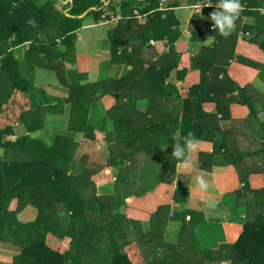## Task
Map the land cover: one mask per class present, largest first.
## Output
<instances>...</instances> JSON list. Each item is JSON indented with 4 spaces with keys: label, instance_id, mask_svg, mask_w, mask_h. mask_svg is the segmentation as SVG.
Returning a JSON list of instances; mask_svg holds the SVG:
<instances>
[{
    "label": "trees",
    "instance_id": "obj_1",
    "mask_svg": "<svg viewBox=\"0 0 264 264\" xmlns=\"http://www.w3.org/2000/svg\"><path fill=\"white\" fill-rule=\"evenodd\" d=\"M59 1L0 0V243L18 248L8 264H264V186L252 189L248 185L250 173L264 175V162L260 163L264 160V122L263 133L257 136L263 141L255 148L239 146L240 158L232 162L241 183L231 204L232 224L197 219L195 215L201 214L207 202H201L197 213L184 209L189 192L181 181L172 193L181 210L159 205L153 212L136 215L125 202L157 183L172 182L169 175L177 161L171 154L177 137L183 143L191 132L198 140L215 143L207 129L209 117L214 116L202 110L204 99H212L222 111L228 93L226 110L234 101L256 114L257 95L250 93L251 86L233 81L227 66L238 36L264 51V0H241L244 11L228 37L208 30V25L191 29L194 45L210 33L215 43L200 45L191 59V67L200 71V81L176 101L181 104V116L178 105H168L170 99L178 98L168 78L180 59L173 45L179 22L172 9L200 0H166L165 9H159V0H108L109 11L130 17L111 22L110 58L101 63L94 81H86L87 74L79 67L83 56L75 44L86 19L96 24L101 20L102 0H67L62 9L56 7ZM133 8L146 15L143 21L131 16ZM243 14L253 16V22L243 23ZM150 39L169 42L168 50L153 62L142 55V50H149ZM25 42L31 49L22 53ZM66 63L72 68L62 71ZM33 67L54 71L55 79L68 86H63L66 96L54 97L34 85ZM185 71L176 70V79H183ZM210 92L213 95L206 96ZM106 94L115 103L100 113L98 99ZM107 119L112 120V128L106 126ZM63 120L67 125L56 132L51 145L31 135L45 126L62 127ZM15 125L23 126L26 133L16 135ZM97 132L103 133L107 144L104 166L118 169L114 193L103 196L95 195L93 176L104 166H86V156H75L79 143L74 135L95 140ZM215 146L196 167L217 150L233 155L223 139ZM138 168L137 180L124 179ZM148 174L158 178L145 179ZM171 220L178 221L177 234L168 242L162 236ZM141 221L149 224L146 232L140 229ZM49 232L59 239L69 237V249L60 252L49 247L45 242Z\"/></svg>",
    "mask_w": 264,
    "mask_h": 264
},
{
    "label": "crops",
    "instance_id": "obj_2",
    "mask_svg": "<svg viewBox=\"0 0 264 264\" xmlns=\"http://www.w3.org/2000/svg\"><path fill=\"white\" fill-rule=\"evenodd\" d=\"M204 1V0H203ZM67 0H60L56 3V7L62 9L64 4ZM198 2V1H197ZM211 2V1H210ZM215 3L211 2V6L205 7L199 14L194 13L193 5L196 4H188L186 2L182 3V5L178 7H174L172 10L174 11L178 22V30L179 36L174 41L173 45L175 51L179 54L180 59L176 70H180L184 68L186 71L184 73L183 79H176V70L170 73V77L168 81L173 83L174 90H177L178 98L174 97L173 100L170 99L168 105L172 106L173 102L174 105H178V111L180 112L179 115H182V111L180 108V102H176L179 98L182 100L187 96V88L193 84H196L200 81V71L197 68L191 67V59L195 58L200 45L204 47H210L207 44V40L213 39L214 36L210 33L209 35H205L203 39L198 41L199 43H194L190 41V31L191 29H198L203 28L207 29L206 26L209 28L212 25V21L208 19L209 14L216 10ZM103 5L108 3V0H102ZM117 11V9H116ZM119 12V11H117ZM263 9H261V13ZM242 22L246 24H250L253 22L254 17L251 15L243 14L242 15ZM206 24V25H205ZM114 24L106 23V24H96L93 23L91 19H86L83 22L82 27L78 30V37L76 40L75 47L81 45H88L89 53L98 54L101 59H98L99 64L91 66V60H89V53H81L83 58H80L81 64L79 67L82 71L86 72L87 80L86 81H94L98 78V74L100 72V60L103 62L109 60L110 58V43L108 41V31L112 29ZM95 29L94 35L91 29ZM210 30V28L208 29ZM211 31V30H210ZM238 36L236 40V44L234 46V55L229 59L228 66H227V73L230 78L238 82L240 84H247L251 86L253 90H250V93L253 95H257V105L258 108L255 115L249 114V108L246 105H242L237 102H230L228 104V109L226 110V103L224 99L229 96L227 93L223 98V102L221 104L222 111H218L216 102L212 99H204L201 102L202 110L207 113L211 114L214 117H209L210 120L207 122V129L209 127V134L212 136L216 145L219 147V144L222 142V139L226 146L231 151L230 157L224 156L223 153L216 151L213 153L210 160H206L205 162L202 161V166L195 167L192 169L190 173H183L181 172L176 163L175 170L173 173H170L169 176L172 178L171 183L167 182H160L154 185V187L141 195H132L125 199L126 205L131 209L136 210V215L139 212H153L157 209L159 205H169L172 208L183 209L180 207L181 205L174 203L172 199V193L174 188L177 185V181H181L185 186L188 187V198L186 200L185 205H183L184 209H188L195 213L199 212L201 202H207L208 206L202 207L201 214H196L195 217L197 219L203 218L205 221H218L222 223H233L232 221V211H231V204L235 200V192L239 190L241 187V183L238 178V173L236 167L232 164V162L236 161L238 150L237 148L240 146H248L251 148H255L258 146L259 142L263 140L260 138L258 140L257 136L263 133V129L261 124L264 122V51L257 46L255 43H251L243 38ZM27 42L23 43L26 44ZM22 44V46H23ZM149 44V41H148ZM149 50L146 49L142 50V55L149 59L150 62L155 61L162 52L168 50L169 42H165L163 39H158L155 41L153 45L149 44ZM93 46V48H92ZM212 46V45H211ZM23 49V47H22ZM77 51V50H76ZM24 52V51H23ZM22 52V53H23ZM80 54V53H78ZM108 54V58L104 57ZM237 55L242 56L245 60L240 61L237 59ZM70 66L69 63H67ZM143 69L147 67L146 64L143 65ZM34 68V85L38 87H42L46 90L49 94L54 95V97H61L63 98L66 96L68 92H65L66 89L59 86V82L55 79V73L52 70L42 68V67H33ZM124 66L121 69V73L124 71ZM127 69L131 68V65L126 66ZM41 70V72H40ZM223 78L222 74L218 75V80ZM148 80V78H146ZM55 90H58L57 93ZM63 88V89H62ZM213 95L211 92L209 95ZM179 99V101H180ZM227 101V100H226ZM115 103V99L113 96L106 94L98 99V106L100 108V113L108 108H110ZM55 114V113H54ZM90 115V113L88 112ZM52 115V114H50ZM59 116V114H55ZM193 116V115H192ZM206 117V116H205ZM202 118V117H201ZM200 119H197L199 122ZM207 118L206 120H208ZM203 120V119H202ZM59 125H55L53 129L58 132L63 131L62 128L67 123L63 120L60 122ZM106 126L108 128H112V120L107 119ZM23 127V126H22ZM51 127V128H52ZM23 129H25L23 127ZM41 130V129H40ZM68 131V130H67ZM259 133V134H257ZM80 134V133H77ZM98 138L102 139V147L104 150V154L100 155V151H93L91 154H82L83 157L86 156V166L90 164H96V166H104L106 162L107 156V144L104 140L103 133L99 132L96 134L95 140H90V142H95ZM87 140V139H84ZM200 146L198 153L193 154V160L195 164H199L202 158L207 159V154L212 153L213 148H216L215 143L209 140H199ZM85 142V141H83ZM82 142V143H83ZM79 143V142H78ZM81 144V143H80ZM239 149V148H238ZM82 157V156H81ZM80 158V157H77ZM260 162V161H259ZM264 160L261 159L260 163H263ZM148 167V165H147ZM104 170V171H103ZM118 169H111L109 167H102L96 173L93 178L95 181L105 178L102 182L95 183V187L93 189L95 195H105L111 194L115 191V180L116 174ZM135 171L129 172V178L125 177L124 179H131L137 180L139 176L140 169H133ZM104 172V175L98 177V174ZM111 174V175H110ZM144 174V173H143ZM169 174V173H168ZM198 174H203L205 179L209 183V187L207 191H199L196 183H195V176ZM109 179H108V176ZM127 175V174H126ZM148 174L145 179H157L158 175H150ZM153 176V177H152ZM169 176H166L169 178ZM165 179V177H164ZM248 185L252 189L261 188L264 186V175L260 172H252L248 175ZM135 188V186L133 187ZM136 191V189H134ZM134 192V191H132ZM215 201L217 202L215 204ZM225 203V205L223 204ZM226 203H228L226 205ZM199 206V208H198ZM173 211V210H172ZM189 218V215H186V219ZM168 222V221H167ZM170 222V223H169ZM166 225L167 231L164 232L162 239L164 241H174L172 239L176 238V230L178 226V221L171 220ZM140 229L142 232H146L149 228V224L146 221H141ZM173 230V233L171 230ZM48 234V233H47ZM55 237V236H54ZM136 236L135 238H137ZM236 237V234H235ZM46 238V236H45ZM57 238V237H55ZM139 238V237H138ZM59 239V238H57ZM46 244L51 247L45 239ZM136 243V241H135ZM52 248V247H51ZM55 249V248H53ZM13 255V254H12ZM11 255V257H12ZM8 262V261H7ZM221 262H228V261H221ZM9 263V262H8ZM4 263V264H8Z\"/></svg>",
    "mask_w": 264,
    "mask_h": 264
},
{
    "label": "clouds",
    "instance_id": "obj_3",
    "mask_svg": "<svg viewBox=\"0 0 264 264\" xmlns=\"http://www.w3.org/2000/svg\"><path fill=\"white\" fill-rule=\"evenodd\" d=\"M210 0H204V6H211ZM214 11L209 14L208 19L212 23V27L219 35L228 37L236 28V21L240 18L244 11V5L241 0H218ZM201 10V3L196 5L194 13L199 14ZM32 23V21H29ZM215 43L214 38L207 40V44L211 46ZM200 141L194 137V134L189 132L186 137H177L174 140L172 157L178 162L177 167L183 173H190L195 167L193 154L198 153ZM195 183L199 191H207L209 187L208 181L203 174L195 176Z\"/></svg>",
    "mask_w": 264,
    "mask_h": 264
},
{
    "label": "rangeland",
    "instance_id": "obj_4",
    "mask_svg": "<svg viewBox=\"0 0 264 264\" xmlns=\"http://www.w3.org/2000/svg\"><path fill=\"white\" fill-rule=\"evenodd\" d=\"M91 31H92V33L94 35L95 29L92 28ZM30 45L31 44L29 42H27L26 44H23V46H21V47H23V49H21L22 52L25 51L26 49H29V48L31 49V47H29ZM92 48H93V46H92ZM76 50H77L76 52L80 53V54L84 53V52L89 53L87 44L81 45V46H77ZM89 57L90 58H89L88 61L91 60V66H93L94 63L96 65L97 62L99 64L98 59H101V57L98 54L89 53ZM104 57L108 58V54L106 56H104ZM103 60H100V62L102 63ZM70 68H72V66L71 65L68 66V64L66 63V64H63V68L61 70L65 71L66 69H70ZM40 72H41V70H40ZM59 86L63 87V86H67V84L64 85L62 83H59ZM63 88H65V87H63ZM55 89L56 88H54V90ZM57 91L58 90H55L56 93H57ZM13 129H14V132H15L16 135H20V134L26 133V131H25L26 129H23V127L20 126V125L13 126ZM56 132H58V131L53 129V127L51 128V126H45L44 128H41V130L38 129V130H35V131L31 132V135L35 136L37 138H40L45 143L51 145L52 142L54 141L53 136L56 134ZM97 133H99V132H97ZM74 140L76 142H79V146H78L77 151L75 153L76 157H81V156L83 157L82 154H84V155L85 154H91L94 150L95 151H100V155L104 154V150H103V147H102V139H100V138H98V140L93 143V142H90V140H84V138L81 137L80 134H76V135H74ZM83 141H85V142H83ZM237 157L240 158L239 154H238ZM103 171L98 174V177L101 178V176L104 175ZM110 175H107L108 179H109ZM105 178L107 179L106 176H105ZM105 178L100 179V180L97 179V181H95V183H98V182L100 183L103 180H105ZM26 213L30 215V208H27ZM20 217L22 219V215ZM45 239H46V241L48 242V244L52 248H55L56 250H59L60 252L67 251L69 249V243H70V238L69 237H64V238H61V239H57V238L54 237L53 233L49 232L48 234H46V238ZM17 252H18V248L17 247L12 246V245H10L8 243H6V244L0 243V263H3V264L4 263H8V262L10 263L11 262V255L12 254H16ZM207 264H231V263H230V261H228L227 263L226 262L212 261V262H207Z\"/></svg>",
    "mask_w": 264,
    "mask_h": 264
},
{
    "label": "built area",
    "instance_id": "obj_5",
    "mask_svg": "<svg viewBox=\"0 0 264 264\" xmlns=\"http://www.w3.org/2000/svg\"><path fill=\"white\" fill-rule=\"evenodd\" d=\"M165 2H166V0H159V9H165ZM199 3H201V10L200 11H202L205 7H207V6H204V1L200 0V1L196 2V4L193 5L194 11H196V5H198ZM105 6L106 5L104 4L103 14L101 16V20L98 21V24L117 22L120 19L130 17V15H123L122 13H119V12H116V13L111 12ZM131 16H133L134 18H136L139 21H143L145 19L146 15L140 14L136 8H133ZM209 28L213 29L212 25H210ZM149 43L154 44L155 42H154V40L150 39Z\"/></svg>",
    "mask_w": 264,
    "mask_h": 264
},
{
    "label": "water",
    "instance_id": "obj_6",
    "mask_svg": "<svg viewBox=\"0 0 264 264\" xmlns=\"http://www.w3.org/2000/svg\"><path fill=\"white\" fill-rule=\"evenodd\" d=\"M170 88H171L172 90H174V86H170Z\"/></svg>",
    "mask_w": 264,
    "mask_h": 264
},
{
    "label": "bare ground",
    "instance_id": "obj_7",
    "mask_svg": "<svg viewBox=\"0 0 264 264\" xmlns=\"http://www.w3.org/2000/svg\"><path fill=\"white\" fill-rule=\"evenodd\" d=\"M153 40V39H152ZM150 44V43H149ZM151 45H153V44H151Z\"/></svg>",
    "mask_w": 264,
    "mask_h": 264
}]
</instances>
